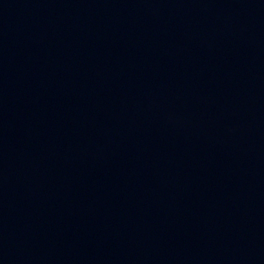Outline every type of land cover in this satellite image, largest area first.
I'll return each instance as SVG.
<instances>
[{"label":"water","instance_id":"water-1","mask_svg":"<svg viewBox=\"0 0 264 264\" xmlns=\"http://www.w3.org/2000/svg\"><path fill=\"white\" fill-rule=\"evenodd\" d=\"M0 264H264V0H0Z\"/></svg>","mask_w":264,"mask_h":264}]
</instances>
